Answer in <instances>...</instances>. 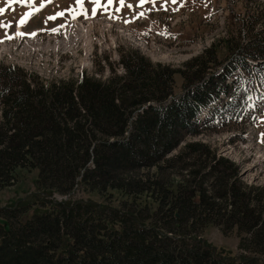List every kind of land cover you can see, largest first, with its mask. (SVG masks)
Returning a JSON list of instances; mask_svg holds the SVG:
<instances>
[{
    "label": "trees",
    "instance_id": "trees-1",
    "mask_svg": "<svg viewBox=\"0 0 264 264\" xmlns=\"http://www.w3.org/2000/svg\"><path fill=\"white\" fill-rule=\"evenodd\" d=\"M246 11L235 33L180 68L137 50L106 79L45 80L0 63V190L37 170V191L0 207L9 224L0 222V264H264V186L244 183L239 165L201 139L180 147L256 116L264 7ZM79 187L106 200L52 198ZM209 226L236 231L240 256L204 241Z\"/></svg>",
    "mask_w": 264,
    "mask_h": 264
},
{
    "label": "rangeland",
    "instance_id": "rangeland-1",
    "mask_svg": "<svg viewBox=\"0 0 264 264\" xmlns=\"http://www.w3.org/2000/svg\"><path fill=\"white\" fill-rule=\"evenodd\" d=\"M257 4L264 7V0H95V3L93 0H0V63L19 66L45 80L78 78L82 70L106 79L112 74L122 75L121 54L137 50L153 64L180 68L213 42L235 33L241 27V18L247 16L246 7ZM233 12L240 18L235 21V27L229 24ZM73 14L80 17L94 14L99 20L109 19L117 25L108 31L100 21L94 26L79 23L77 29L90 27L87 34L90 36L70 27L63 29L60 37L28 41L33 30L54 28ZM121 25L133 36L124 35L126 31ZM19 26L27 35L19 40L11 39ZM222 52L219 54H224L225 48ZM247 74L252 76L243 70L239 75L247 79ZM181 83V75L175 74L176 94L182 91ZM251 88L255 85L251 84ZM252 107L256 113L254 120L250 117L247 121L239 120L231 128L186 137L180 147L189 140L201 139L239 165L244 183L264 186V97ZM208 113L211 114L210 110L203 117ZM36 179V169H21L15 183L0 190V207H11L18 199L37 191ZM52 198L106 200L80 187L71 194L56 193ZM202 238L216 251L233 258L240 256L236 231L225 236L217 227L209 226Z\"/></svg>",
    "mask_w": 264,
    "mask_h": 264
},
{
    "label": "bare ground",
    "instance_id": "bare-ground-1",
    "mask_svg": "<svg viewBox=\"0 0 264 264\" xmlns=\"http://www.w3.org/2000/svg\"><path fill=\"white\" fill-rule=\"evenodd\" d=\"M66 27H67V29H69L70 27H75V31L80 30V29H77L78 23H75V22L68 24ZM19 29L21 30V26H19ZM80 31H84L86 36H90V35H87V34H90V31H91L89 26H86V27L82 26V30H80Z\"/></svg>",
    "mask_w": 264,
    "mask_h": 264
},
{
    "label": "water",
    "instance_id": "water-1",
    "mask_svg": "<svg viewBox=\"0 0 264 264\" xmlns=\"http://www.w3.org/2000/svg\"><path fill=\"white\" fill-rule=\"evenodd\" d=\"M0 222L5 225V229L8 231L9 230V224H8L7 220L0 219Z\"/></svg>",
    "mask_w": 264,
    "mask_h": 264
},
{
    "label": "snow or ice",
    "instance_id": "snow-or-ice-1",
    "mask_svg": "<svg viewBox=\"0 0 264 264\" xmlns=\"http://www.w3.org/2000/svg\"><path fill=\"white\" fill-rule=\"evenodd\" d=\"M77 2H80V0H77ZM173 2H175V0H173ZM93 3H95V0H93ZM129 7H131V5H129ZM94 11V10H93ZM62 13H58L57 15H61ZM50 18H54V17H50Z\"/></svg>",
    "mask_w": 264,
    "mask_h": 264
}]
</instances>
